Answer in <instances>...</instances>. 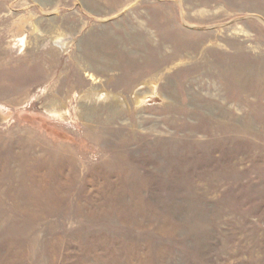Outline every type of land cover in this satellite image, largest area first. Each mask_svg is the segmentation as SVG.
I'll list each match as a JSON object with an SVG mask.
<instances>
[{"label": "rangeland", "instance_id": "1", "mask_svg": "<svg viewBox=\"0 0 264 264\" xmlns=\"http://www.w3.org/2000/svg\"><path fill=\"white\" fill-rule=\"evenodd\" d=\"M0 264H264V0H0Z\"/></svg>", "mask_w": 264, "mask_h": 264}]
</instances>
